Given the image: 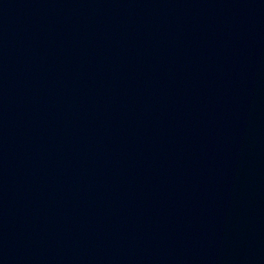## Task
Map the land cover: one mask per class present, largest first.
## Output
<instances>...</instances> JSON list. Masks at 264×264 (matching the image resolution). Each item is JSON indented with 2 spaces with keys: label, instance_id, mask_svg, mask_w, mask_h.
<instances>
[{
  "label": "water",
  "instance_id": "95a60500",
  "mask_svg": "<svg viewBox=\"0 0 264 264\" xmlns=\"http://www.w3.org/2000/svg\"><path fill=\"white\" fill-rule=\"evenodd\" d=\"M0 264H264V0H0Z\"/></svg>",
  "mask_w": 264,
  "mask_h": 264
}]
</instances>
